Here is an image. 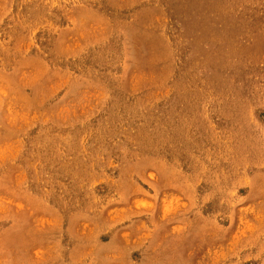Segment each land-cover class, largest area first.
Instances as JSON below:
<instances>
[{
	"label": "rangeland",
	"instance_id": "obj_1",
	"mask_svg": "<svg viewBox=\"0 0 264 264\" xmlns=\"http://www.w3.org/2000/svg\"><path fill=\"white\" fill-rule=\"evenodd\" d=\"M0 264H264V0H0Z\"/></svg>",
	"mask_w": 264,
	"mask_h": 264
}]
</instances>
